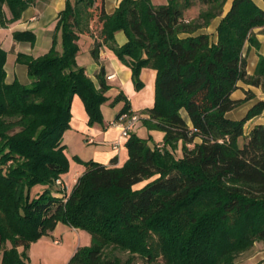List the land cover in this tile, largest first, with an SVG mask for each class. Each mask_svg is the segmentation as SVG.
<instances>
[{
    "label": "trees",
    "instance_id": "1",
    "mask_svg": "<svg viewBox=\"0 0 264 264\" xmlns=\"http://www.w3.org/2000/svg\"><path fill=\"white\" fill-rule=\"evenodd\" d=\"M32 0H0V24L20 18ZM227 0H121L107 13L104 0H66L57 16L61 49L33 57L18 53L29 82L6 81V51L0 46V264H30L32 242L61 222L84 230L91 243L79 246L67 264H239V255L264 241V125L247 132L245 123L262 113L256 101L240 119L227 113L251 99L232 98L239 82L264 92V54L252 74L246 51L264 33V9L252 0H232L216 27ZM10 11L6 18L3 5ZM199 6L196 16L187 10ZM127 41L117 45L114 33ZM81 35L93 37L91 54L105 45L131 68L141 88L142 68L156 70L155 99L142 123L164 133L162 144L130 133L128 158L121 166L92 159L70 191L52 190L68 172L62 142L77 94L88 125L102 123L100 106L108 86L99 87L76 62ZM14 39L32 41L30 31ZM124 101L115 115L131 114ZM188 119L184 117V114ZM178 151L180 152L178 154ZM116 252L126 253L122 259ZM146 260L134 262V256Z\"/></svg>",
    "mask_w": 264,
    "mask_h": 264
},
{
    "label": "crops",
    "instance_id": "2",
    "mask_svg": "<svg viewBox=\"0 0 264 264\" xmlns=\"http://www.w3.org/2000/svg\"><path fill=\"white\" fill-rule=\"evenodd\" d=\"M120 1L104 0L105 11L109 14L112 13L118 7ZM150 1L154 5L167 2V0ZM252 1L264 9V0ZM231 2L232 0H227L223 6L222 15L212 19L209 26L202 28L200 32L209 33L211 39L215 41L216 27L221 17L229 10ZM65 3L66 0H32L19 19L7 23L5 26L0 24V46L7 53L5 62L7 82H12L13 80H18L22 84L29 82L27 66L16 60L18 53L33 57L40 56L51 48L54 36L57 40L55 48L57 50L61 49L60 31L56 32L55 24L59 12L65 7ZM3 11L5 17L10 18V11L6 4L3 5ZM260 29V27L255 29L257 39L260 42L259 50L257 51L254 47H250L246 51V71L248 74H252L255 70L258 52L264 54V33L260 32ZM17 31H30L33 34L32 41L14 39L13 35ZM114 40L117 45H122L127 41V36L123 30H118L114 33ZM78 44L80 50L76 56L77 64L84 68L87 76L97 87H99V74H101V79L108 86V89L105 92L107 100L100 106L103 121L93 125H88V115L80 97L77 94L73 96L69 127L64 131L62 137V142L65 145L64 152L69 160L68 170H74V174L70 175L66 172L60 177L62 184L67 186H73V183L84 171V165L75 161L74 156L82 160L92 159L105 165H110L112 159L115 158V166H121L127 160L128 151L125 146L127 138L121 137V125L114 122L115 115L123 107L124 101L111 103L119 93H122L128 100L132 113L140 115V119L131 133H135L142 138L150 137L149 145H153V143L161 145L164 136L162 131L148 129L142 123V119L147 117V114L144 113L145 110L152 108L154 105L156 70L147 67L142 68L140 71L142 86L137 89L132 80L131 68L123 63L110 48L105 45L101 46L95 58L91 54L93 37L81 35ZM109 75L112 76L108 78ZM248 89L253 92L254 96L229 111L227 113L228 117L240 119L256 101L264 100V92L260 87L247 85L242 82H239V88L231 96L234 99L243 98L244 90ZM183 114L188 119L186 113ZM247 124V131L255 124L264 125V109L261 114L249 119L245 125L247 126ZM59 226L60 224L56 225L53 231L42 237L48 236L52 239L57 237ZM259 254L258 259L253 264H264V251Z\"/></svg>",
    "mask_w": 264,
    "mask_h": 264
},
{
    "label": "rangeland",
    "instance_id": "3",
    "mask_svg": "<svg viewBox=\"0 0 264 264\" xmlns=\"http://www.w3.org/2000/svg\"><path fill=\"white\" fill-rule=\"evenodd\" d=\"M199 6H193L187 10V15L196 16ZM247 126L244 129L247 132ZM180 152H178L179 154ZM70 175L74 174V170H68ZM61 177V176H60ZM60 179V178H59ZM61 180V179H60ZM62 181V180H61ZM75 183V182H74ZM73 183V184H74ZM72 186L58 185L57 183L52 186V190L59 191L54 193L57 197H61L70 191ZM60 224L56 236L53 239L48 236L39 238L30 245L29 260L30 264H67L78 246H86L91 243V236L84 230L69 227L63 223ZM53 240V241H52ZM57 241V242H55ZM264 251V241L255 243L251 250L241 253L237 259L239 264H253L259 257V253ZM122 259H126V253L116 252ZM134 262L145 263L146 260L139 256H134ZM1 258V255H0ZM150 264H164L162 258H157L156 261Z\"/></svg>",
    "mask_w": 264,
    "mask_h": 264
},
{
    "label": "built area",
    "instance_id": "4",
    "mask_svg": "<svg viewBox=\"0 0 264 264\" xmlns=\"http://www.w3.org/2000/svg\"><path fill=\"white\" fill-rule=\"evenodd\" d=\"M112 75H109L108 78H110ZM140 119V115L136 113H122L117 120L114 122H117L121 125V137L127 138L132 130L134 129L137 121ZM91 141V140H90ZM56 183L58 185H62V181L60 179L56 180ZM57 242V241H55Z\"/></svg>",
    "mask_w": 264,
    "mask_h": 264
}]
</instances>
